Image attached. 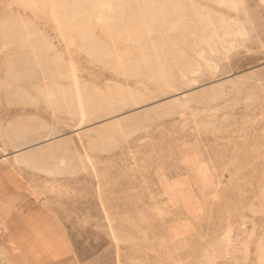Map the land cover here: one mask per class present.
I'll return each instance as SVG.
<instances>
[{"label":"rangeland","instance_id":"rangeland-1","mask_svg":"<svg viewBox=\"0 0 264 264\" xmlns=\"http://www.w3.org/2000/svg\"><path fill=\"white\" fill-rule=\"evenodd\" d=\"M7 209L0 264H264V0H0Z\"/></svg>","mask_w":264,"mask_h":264},{"label":"bare ground","instance_id":"bare-ground-1","mask_svg":"<svg viewBox=\"0 0 264 264\" xmlns=\"http://www.w3.org/2000/svg\"><path fill=\"white\" fill-rule=\"evenodd\" d=\"M145 2H146V1H145ZM142 3H143V2H142ZM137 4H138V3H137ZM112 5H113V4H112ZM112 5H111V6H112ZM124 5H126V3H125ZM128 5H130V3H129ZM131 5H133V3H132ZM112 7H113V6H112ZM131 7H132V6H131ZM237 7H238V6H237ZM169 8H170V7H169ZM127 9H128V8H127ZM130 9H132V8H130ZM130 9H129V11H130ZM170 10H171V9H170ZM100 11H101V10H100ZM127 11H128V10H127ZM132 11H133V10H132ZM103 12H104V10H103ZM165 12H166V11H165ZM109 13H110V12H109ZM102 15H103V14H102ZM110 16L113 17L114 15H113V16L110 15ZM104 17H105V16H104ZM115 17H116V16H115ZM132 17H133V16H132ZM132 17H131V18H132ZM167 17H168V15H167ZM102 19H103V18H102ZM98 21H100V20H98ZM98 21L96 20L97 23H99ZM156 22H157V21H156ZM158 22H159V20H158ZM101 23H102V22H101ZM160 23H161V22H160ZM169 24H170V23H169ZM174 25H175V24H174ZM179 25H180V24H179ZM159 26H160V25H159ZM148 28H149V24H148ZM183 28H184V27H183ZM159 29H160V28H159ZM172 30H173V29H172ZM219 30H220V29H219ZM147 32H148V30H147ZM226 32H227V31H226ZM152 33H153V32H152ZM214 33H215V32H214ZM218 33H219V32H218ZM218 33H217V31H216L215 34H218ZM152 37H153V36H152ZM216 37H217V36H216ZM213 38H214V37H213ZM218 38H219V37H218ZM28 40H29V38H28ZM30 42H31V41H30ZM212 47H213V46H212ZM147 51H150V49L147 50ZM152 51H153V50H152ZM156 52H157V51H156ZM195 54H196V53H195ZM153 55H154V54H153ZM157 55H158V54H157ZM118 57H119V56H118ZM156 57H157V56H156ZM158 57H159V56H158ZM196 57H197V56H196ZM131 58H132V57H131ZM205 58H206V57H205ZM156 59H157V58H156ZM136 60H138V59H136ZM200 60H201V59H200ZM202 61H203V59H202ZM205 63H207V62H205ZM36 66H39V65H36ZM207 67H208V66H207ZM40 69H42V68H40ZM32 70H33V69H32ZM73 70H74V69H73ZM127 70H128V69H127ZM192 70H193V69H192ZM74 71H75V70H74ZM192 72H193V71H192ZM43 77H45V76H43ZM183 77H184V76H183ZM31 78H32V77H31ZM38 78H39V77H38ZM32 80H33V79H32ZM194 80H195V79H194ZM195 81H196V80H195ZM195 81H194V82H195ZM183 82H184V81H183ZM185 83H186V82H185ZM186 84H187V83H186ZM188 85H189V84H188ZM77 87H79V86L77 85ZM168 87H169V86H168ZM47 88H48V87H47ZM169 88H170V87H169ZM219 88H220V87H219ZM173 89H174V88H173ZM173 89H172V90H173ZM216 89H217V87H216ZM220 89H221V88H220ZM172 90H171V91H172ZM176 90H177V89H176ZM176 90H174V91H176ZM178 90H180V89H178ZM218 90H219V89H218ZM38 91H40V90H38ZM171 91H170V92H171ZM56 92H57V90H56ZM214 92H215V91H214ZM73 93H74V92H73ZM223 93H224V92H223ZM213 94H214V93H213ZM219 94H220V93H219ZM219 94H218V95H219ZM48 95H49V94H48ZM86 95H87V94H86ZM86 95H85V96H86ZM209 95H210V94H209ZM223 95H224V94H223ZM49 96H50V95H49ZM78 96H79V95H78ZM191 96H192V95H191ZM201 96H202V95H201ZM80 97H81V95H80ZM188 97H189V96H188ZM188 97H187V98H188ZM205 97H206V96H205ZM208 97H209V96H208ZM215 97H216V96H215ZM88 98H89V97H88ZM187 98H186V100H187ZM211 98H213V97H211ZM211 98H209V99H211ZM214 99H215V98H214ZM214 99H213V100H214ZM52 100H53V99H52ZM52 100H51V101H52ZM133 100H134V99H133ZM180 100H182V99H180ZM190 100H191V99H190ZM194 100H195V99H194ZM214 101H215V100H214ZM180 102H181V101H180ZM185 102H186V101H185ZM50 103H51V102H50ZM55 103H56V101H55ZM81 103H82V102H81ZM175 104H176V103H175ZM175 104H174V105H175ZM191 104H192V103H191ZM81 105H82V104H81ZM177 105H181V104H180V103H179V104L177 103ZM177 105H176V106H177ZM184 105H185V104H184ZM67 106H68V105H67ZM169 106H170V105H169ZM185 106H186V105H185ZM179 107H180V106H179ZM179 107H178V108H179ZM188 107H189V106H188ZM52 108H53V107H52ZM82 108H83V106H82ZM166 108H167V107H166ZM174 108H176V107H174ZM182 108H183V106H182ZM73 109H74V108H73ZM167 109H169V108H167ZM179 109H180V108H179ZM183 109H184V108H183ZM53 110H54V109H53ZM180 110H181V109H180ZM83 112H84V111H83ZM83 112H82V113H83ZM170 112H171V111H170ZM165 113H168V112H165ZM172 113H173V112H172ZM174 113H175V111H174ZM83 115H84V114H83ZM171 115H172V114H171ZM165 116H166V115H165ZM106 117H107V116H106ZM84 118H85V116H84ZM84 118H83V119H84ZM119 121H120V120H119ZM121 122H122V121H121ZM82 123H83V122H82ZM116 123H117V122H116ZM118 124H119V123H118ZM81 125H82V124H81ZM49 130H50V129H49ZM51 133H52V132H51ZM53 133H54V132H53ZM77 133H78V132H77ZM105 135H106V134H105ZM50 136H51V134H50ZM15 141H16V140H15ZM97 143H99V142L97 141ZM89 144H90V143H89ZM92 144H93V143H92ZM99 144H100V143H99ZM59 145H61V143H60ZM59 145H58V146H59ZM93 145H94V144H93ZM95 145H98V144L95 143ZM100 145H101V144H100ZM102 145H103V144H102ZM48 147H49V146H48ZM54 147H55V146H54ZM93 147H95V146H93ZM101 147H102V146H101ZM14 148H15V147H14ZM66 148H67V147H66ZM102 148H104V147H102ZM53 149H54V148H53ZM56 149H59V147L56 148ZM97 149H98V148H96V150H97ZM92 150H93V149H92ZM99 150H100V148H99ZM99 150H98V151H99ZM63 152H64V150H63ZM101 152H102V151H101ZM103 152H104V151H103ZM48 153H49V152H48ZM50 153H51V152H50ZM38 154H39V153H38ZM51 154H52V153H51ZM48 155H50V154H48ZM72 155H73V154H72ZM52 156H53V155H52ZM86 156H87V155H86ZM15 157H16V156H15ZM58 157H59V155H58ZM37 158H38V157H37ZM60 158H61V156H60ZM60 158H59V159H60ZM83 158H85V157H83ZM44 159H45V158H43V160H44ZM88 159H90V158H88ZM47 160H48V159H47ZM72 161H73V160H72ZM61 162H62V161H61ZM89 162H90V161H89ZM26 163H27V162H26ZM39 163H40V162H39ZM65 163H66V162H65ZM18 165H19V164H18ZM25 165H26V164H25ZM203 165H204V164H203ZM64 166H65V165H64ZM197 166H198V170H197L198 175L203 176V175L207 174V173H206L207 171H205V169L203 168L202 165L197 164ZM27 167H28V165H27ZM194 167H196V166H194ZM205 167H206V166H205ZM58 170H59V169H58ZM66 171H67V170H66ZM53 172H54V171H53ZM193 174H194V173H193ZM169 190H170V191L177 190V191L181 192L179 186L169 187ZM184 191H185V190H184ZM9 211H10V210L7 209V210H6L5 212H3V213L0 212V221H2V220H3L8 214H10L11 211H10V212H9ZM0 232H1V229H0ZM3 251H4V250H3ZM4 253H5V252H4Z\"/></svg>","mask_w":264,"mask_h":264}]
</instances>
